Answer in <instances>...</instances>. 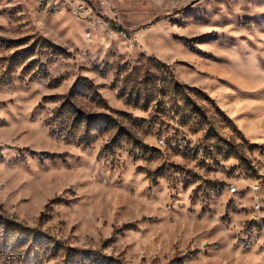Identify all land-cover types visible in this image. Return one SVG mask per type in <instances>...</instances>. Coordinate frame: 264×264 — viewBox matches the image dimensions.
<instances>
[{"label":"rangeland","instance_id":"rangeland-1","mask_svg":"<svg viewBox=\"0 0 264 264\" xmlns=\"http://www.w3.org/2000/svg\"><path fill=\"white\" fill-rule=\"evenodd\" d=\"M50 2L0 0V264H264V0Z\"/></svg>","mask_w":264,"mask_h":264},{"label":"built area","instance_id":"built-area-1","mask_svg":"<svg viewBox=\"0 0 264 264\" xmlns=\"http://www.w3.org/2000/svg\"><path fill=\"white\" fill-rule=\"evenodd\" d=\"M41 1L46 2L48 5H51V3H52V2H50V0H41ZM252 187L254 190H257L259 188L258 185H252ZM236 189H237L236 186L232 187V191H235Z\"/></svg>","mask_w":264,"mask_h":264}]
</instances>
